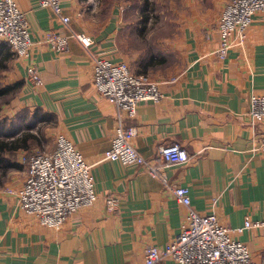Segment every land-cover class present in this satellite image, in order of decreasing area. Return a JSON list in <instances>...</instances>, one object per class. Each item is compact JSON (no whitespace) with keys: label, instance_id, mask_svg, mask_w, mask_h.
<instances>
[{"label":"crops","instance_id":"1","mask_svg":"<svg viewBox=\"0 0 264 264\" xmlns=\"http://www.w3.org/2000/svg\"><path fill=\"white\" fill-rule=\"evenodd\" d=\"M15 1L27 17L34 45L28 60H18L0 43V88L22 84L1 109L9 122L5 129L12 127L13 133L0 130V142L16 145L3 150V162L16 168L0 167V264H143L147 247H164L178 234L186 209L147 170L101 161L115 134L116 112L93 89L90 54L123 62L114 54L119 16L113 7L102 17L104 0H62V15L70 18V29L88 35L93 47L86 51L70 40L68 51L56 54L45 37L52 31L67 34L65 28L35 0ZM185 1L177 17L184 70L174 78L160 79L161 101L139 105L136 117L127 122L136 131L132 146L147 160H155L162 145L179 144L186 150L191 158L187 164L163 171L170 186L188 189L195 212L214 214L231 229L242 227L246 219L263 222L264 155L253 153L252 146L253 139L264 133V122L255 131L247 124L246 113L250 97L264 95V15L253 18L245 46L219 62L213 54L219 46L216 24L226 0ZM150 61L143 60L131 72L147 77L157 66ZM29 66L37 70L41 85L26 81ZM24 112L29 115L20 117ZM36 115L42 124L51 118L54 138L62 135L75 145L91 166L98 194L92 207L71 216L60 231L41 227L17 207L15 194L27 172L20 162L28 156L31 138L25 144L21 140L36 136L28 128L29 134L21 136L16 125ZM106 196L119 199L115 213L105 209ZM234 238L247 246L255 262L264 264V229Z\"/></svg>","mask_w":264,"mask_h":264},{"label":"built area","instance_id":"2","mask_svg":"<svg viewBox=\"0 0 264 264\" xmlns=\"http://www.w3.org/2000/svg\"><path fill=\"white\" fill-rule=\"evenodd\" d=\"M62 0H35L40 9L51 14L68 32L52 31L46 35L48 48L56 54L68 51L69 41L74 40L86 51L93 47L92 39L84 33L70 29L71 20L62 15ZM223 13L216 24L219 46L213 53L215 59L224 62L231 51L241 50L256 14L264 15V0H226ZM0 43L18 60H28L34 45L25 14L15 0H0ZM93 67V89L115 109V134L110 148L101 161L118 162L127 167L135 165L156 177L175 202L186 209L185 219L178 234L164 247L150 245L144 250L143 264H258L247 246L234 238L251 229H264L263 222L246 219L237 229L224 227L216 216L202 215L190 207L186 187L170 186L163 169L187 164L191 158L179 144L162 145L155 160L143 159L132 146L136 136L127 122L137 115L141 104H157L163 98L158 83L132 74L123 62H112L103 54H90ZM26 81L41 85L37 70L29 66ZM246 113L247 124L257 130L264 122V95H252ZM252 151L264 155V133L253 139ZM54 150L48 153H32L21 162L26 168L25 180L16 192L17 207L26 216L34 218L41 227L60 231L66 221L84 208L92 207L98 200L91 166L65 136L56 135ZM158 163V164H156ZM105 209L115 213L120 201L115 196L104 198Z\"/></svg>","mask_w":264,"mask_h":264},{"label":"rangeland","instance_id":"3","mask_svg":"<svg viewBox=\"0 0 264 264\" xmlns=\"http://www.w3.org/2000/svg\"><path fill=\"white\" fill-rule=\"evenodd\" d=\"M207 1L212 0H204V2ZM185 4V0H148L147 5H144V0H104L102 17L105 16V12L110 15L114 7V15H118L120 20V30L116 35L115 56H120L132 72L143 64V60L150 58L151 61L154 60L157 66L150 70L146 77L152 82L159 83L160 79L176 77L185 66L184 50L180 44L182 28L177 22V17L181 15ZM144 13L147 14L146 18ZM12 97L13 94L0 99L2 134L13 133L12 127L5 129L9 122L3 119L1 114V109L10 102ZM28 115L24 112L20 117ZM38 118L41 116L36 115L29 122L25 121L23 124L20 122L16 125L17 133L20 132L21 136L26 135L28 129L36 136L27 145L30 146L28 155L36 152L48 153L55 147L54 136L49 128L50 121L47 120L46 124H42L39 123Z\"/></svg>","mask_w":264,"mask_h":264},{"label":"trees","instance_id":"4","mask_svg":"<svg viewBox=\"0 0 264 264\" xmlns=\"http://www.w3.org/2000/svg\"><path fill=\"white\" fill-rule=\"evenodd\" d=\"M148 4V0H144V5H147ZM145 10V9H144ZM147 17V14H145L144 13V18H146ZM2 45H3V43H2ZM5 45V44H4ZM3 45V46H4ZM7 48V47H6ZM8 49V48H7ZM9 50V49H8ZM7 57H9V56H6V57H4L2 60H5V59H7ZM1 60V61H2ZM150 63H151V61H150ZM22 86V84L21 83H17V84H15L14 86H12V87H7V88H0V98H2V97H5V96H7V95H10V94H13L16 90H18L20 87ZM47 118V117H46ZM45 117L43 118V116H42V119H46ZM49 118V117H48ZM49 119H51V118H49ZM49 119H47V120H49ZM46 120V121H47ZM28 138H33V136H31V137H29L28 135H26V136H24L23 137V139L21 140V142L23 143V144H25V142H27V140H28ZM30 139V140H31ZM17 142V141H16ZM13 145H14V143H11V146L10 147H7V145L6 144H4L3 142H0V167H3V168H16V166L15 165H5V163L3 162V160H6V159H4L3 157H2V153H3V150L4 149H8V148H10L9 150H13V149H15L16 147V145L13 147Z\"/></svg>","mask_w":264,"mask_h":264}]
</instances>
